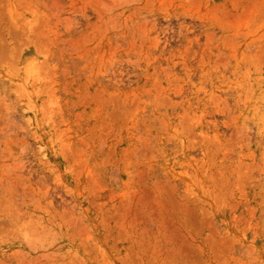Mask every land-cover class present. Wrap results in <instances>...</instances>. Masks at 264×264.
<instances>
[{
	"label": "rangeland",
	"instance_id": "1",
	"mask_svg": "<svg viewBox=\"0 0 264 264\" xmlns=\"http://www.w3.org/2000/svg\"><path fill=\"white\" fill-rule=\"evenodd\" d=\"M0 264H264V0H0Z\"/></svg>",
	"mask_w": 264,
	"mask_h": 264
}]
</instances>
